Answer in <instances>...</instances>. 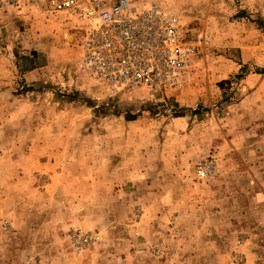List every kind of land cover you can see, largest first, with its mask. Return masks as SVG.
Here are the masks:
<instances>
[{
  "label": "rangeland",
  "instance_id": "374dc122",
  "mask_svg": "<svg viewBox=\"0 0 264 264\" xmlns=\"http://www.w3.org/2000/svg\"><path fill=\"white\" fill-rule=\"evenodd\" d=\"M128 1L179 16L177 88L105 91L73 21L0 0V264H264V0Z\"/></svg>",
  "mask_w": 264,
  "mask_h": 264
},
{
  "label": "built area",
  "instance_id": "2783aa9c",
  "mask_svg": "<svg viewBox=\"0 0 264 264\" xmlns=\"http://www.w3.org/2000/svg\"><path fill=\"white\" fill-rule=\"evenodd\" d=\"M77 28L79 69L105 91L177 88L191 67L194 46L179 16L159 6L136 9L128 0H45ZM201 176L209 171L199 167Z\"/></svg>",
  "mask_w": 264,
  "mask_h": 264
},
{
  "label": "crops",
  "instance_id": "0c3cea01",
  "mask_svg": "<svg viewBox=\"0 0 264 264\" xmlns=\"http://www.w3.org/2000/svg\"><path fill=\"white\" fill-rule=\"evenodd\" d=\"M60 25H62V26H65L64 28L65 29H62V32L64 33V34H66L67 33V30H68V28H67V24L66 23H60ZM73 37V40H75V35H73L72 36Z\"/></svg>",
  "mask_w": 264,
  "mask_h": 264
}]
</instances>
